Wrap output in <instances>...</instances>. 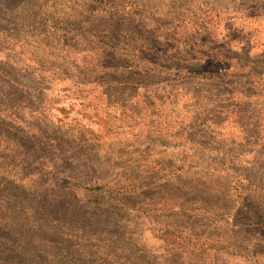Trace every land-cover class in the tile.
Returning <instances> with one entry per match:
<instances>
[{"label": "rangeland", "instance_id": "374dc122", "mask_svg": "<svg viewBox=\"0 0 264 264\" xmlns=\"http://www.w3.org/2000/svg\"><path fill=\"white\" fill-rule=\"evenodd\" d=\"M0 264H264V0H0Z\"/></svg>", "mask_w": 264, "mask_h": 264}]
</instances>
